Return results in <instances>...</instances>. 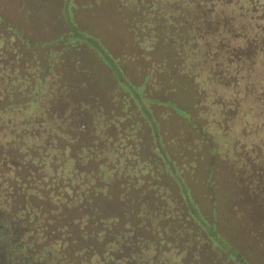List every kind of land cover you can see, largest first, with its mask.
Listing matches in <instances>:
<instances>
[{"label": "rangeland", "instance_id": "rangeland-1", "mask_svg": "<svg viewBox=\"0 0 264 264\" xmlns=\"http://www.w3.org/2000/svg\"><path fill=\"white\" fill-rule=\"evenodd\" d=\"M0 107V145L49 131L113 174L139 153L156 196L125 180L103 213L136 264H264V0H0Z\"/></svg>", "mask_w": 264, "mask_h": 264}, {"label": "trees", "instance_id": "trees-1", "mask_svg": "<svg viewBox=\"0 0 264 264\" xmlns=\"http://www.w3.org/2000/svg\"><path fill=\"white\" fill-rule=\"evenodd\" d=\"M11 133L15 134L12 138L17 139L6 140L0 145V264H136V260L139 262V257L134 253L143 243L140 241L143 237L137 238L135 246L129 244L126 238L119 239L118 234L121 231L115 227L112 216L103 214L108 212L104 204H107V196L111 194L110 188L114 189L117 186L116 188L121 191L120 188L125 187V180H130L129 182L133 184L134 195L141 194L142 203L145 202L142 201L144 197L149 203V200L156 196L155 186L147 183L148 175L153 173L138 167L141 161L139 153L123 155V159L115 166L119 171H114L113 174L109 172L108 163L103 164V159H97L92 154L88 157L77 154L76 147L72 145H69L67 150L66 142L59 137L56 139L51 135L53 140L47 139L50 136L49 131L45 132L46 139L36 137L37 143H33V139L32 142L24 140L20 133ZM200 133L204 135L203 131ZM28 135L27 133V139ZM62 149L64 158L60 156ZM22 151L27 152V156H24ZM153 153L151 157L153 160L157 159L164 179L173 181V177L166 172L163 161L154 151ZM169 156L170 163L174 165L175 161L170 153ZM139 177H145L142 183L145 185L143 191L148 192V195L136 191L139 189L137 186ZM176 187L179 194V188L177 185ZM3 190L4 193L11 190L13 198L2 196ZM118 197L121 203L125 202L121 196ZM110 199L111 197L109 201ZM133 200L137 203L133 206L131 222L138 229L140 215L137 209L140 200L139 198ZM195 202L199 208L198 202ZM36 203L44 210L40 216L41 224H36L35 220V224H32L29 218L28 222H25L29 213L33 209L36 210L34 207ZM87 205L93 207V212H90ZM85 216L87 218L82 220L84 225L81 227L79 219ZM34 219L38 217L35 216ZM216 227L217 235L226 243L218 225ZM147 236H144L145 239ZM208 241L213 243L209 238ZM147 243L145 241L143 244ZM112 246L115 248L112 249ZM237 254L243 264H248L240 251Z\"/></svg>", "mask_w": 264, "mask_h": 264}]
</instances>
